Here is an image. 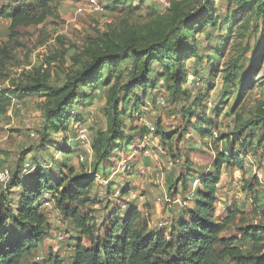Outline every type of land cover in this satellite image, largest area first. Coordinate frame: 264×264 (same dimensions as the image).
Masks as SVG:
<instances>
[{"label":"rangeland","instance_id":"obj_1","mask_svg":"<svg viewBox=\"0 0 264 264\" xmlns=\"http://www.w3.org/2000/svg\"><path fill=\"white\" fill-rule=\"evenodd\" d=\"M97 1L108 8L95 11L86 0H0V97L9 98L7 106L0 103V174L8 172L0 177L2 207L16 212L24 188L19 181L32 183L37 169L50 183L64 186L84 176L93 185L83 211L92 213L100 234L110 220L136 210L142 236H169L189 219L217 152L231 151L243 167H223L215 218L225 225L224 237L249 250V242L237 239L239 230H264V127L245 125L264 107L262 16L254 10L234 13L246 3L213 0L215 23L186 37L193 50L182 66L181 54L178 62L153 61L145 82L134 88L143 58L130 55L111 74L105 66L100 79L78 85L80 98L58 99L55 90L84 70L101 39L125 42L149 31L145 48L157 42L155 34L172 27L167 23L172 0ZM25 8L48 14L40 23L13 26V13ZM114 85L123 123L116 140L108 131ZM94 144L101 146L96 156ZM41 211L47 226L29 233L37 240L22 264H70L76 241L90 245L88 238L64 218L51 192H45ZM5 225L12 233L29 230Z\"/></svg>","mask_w":264,"mask_h":264},{"label":"trees","instance_id":"obj_2","mask_svg":"<svg viewBox=\"0 0 264 264\" xmlns=\"http://www.w3.org/2000/svg\"><path fill=\"white\" fill-rule=\"evenodd\" d=\"M190 1H171L168 8L171 19L167 23L172 27L165 35H162L164 31L155 34L157 42H151L145 48L144 44L152 39L151 36L148 37L149 31L144 37L138 39L129 37L125 42L115 41L113 36L101 39L99 52L92 53L91 61L86 64L84 70L77 73L62 88L55 90L58 99H64L66 96L80 98L77 94L78 85L87 86L89 80L100 79L101 71L105 66L111 74L118 67L119 60H126L130 55H136L140 60L143 58L142 72L137 76L138 81L133 85L134 88L145 82L148 67L153 61H177L181 54L182 60L177 62L178 66H182L184 59L193 50L186 45V37L192 32L204 30L209 23L211 25L215 23L211 13L213 0H201L198 4L189 6ZM183 2L186 4L183 5ZM233 2L246 3L235 8V14L242 15L254 10L256 14L262 16L264 26V0L260 2L233 0ZM109 4H113V1ZM104 8H108V5ZM47 14L46 11L33 14L32 9H21L13 13L12 25L37 24L42 22ZM170 38L173 42H170ZM234 69L235 67L230 72H234ZM178 77L182 79L181 75ZM177 80L180 82L179 78ZM111 91L113 100L108 101V131L110 138L116 140L120 136L123 123L119 118L121 112L115 85ZM0 103L3 107L7 106L9 98L2 95ZM66 106L63 105L62 109H66ZM62 118L64 111L55 117L54 122L60 125ZM245 125L253 129H262L264 107ZM245 125H241L234 135L235 138H241ZM93 150L96 156L101 146L94 144ZM223 167L241 169L242 159L231 151L217 152L212 162V169L202 176V190L198 193L197 203L188 210L189 219L180 224L177 234L175 230H171L169 236L163 233L142 236V232L136 228L138 216L136 210L128 211L123 218L116 217L115 220H110L108 229L100 234L92 213L83 211L93 180L89 177L77 176L65 186L62 184L63 181L52 184L41 176L40 169H37L32 183L22 184L19 181V185L24 188L18 197L20 207L16 212L8 206L3 208L0 201V264H22L24 256L30 252L37 240L29 233H41L47 226L45 214L41 211L45 192L52 193L54 204L64 218L90 242V245H85L80 240L76 241L70 264H224L226 261L235 264H264V230L261 227H245L239 230L237 239L250 243V249L247 251L235 244L236 238L222 235L225 225L223 221L215 218L214 201L217 182ZM6 221L16 224L19 228L26 226L25 228L29 230L23 234L9 232L5 225ZM54 264L62 263L55 261Z\"/></svg>","mask_w":264,"mask_h":264},{"label":"built area","instance_id":"obj_3","mask_svg":"<svg viewBox=\"0 0 264 264\" xmlns=\"http://www.w3.org/2000/svg\"><path fill=\"white\" fill-rule=\"evenodd\" d=\"M86 1L89 4V6H91V8L93 10H95V11H101V10L104 9V7L102 5H100L97 0H86ZM81 11H82V8L78 7L77 8V12H81ZM84 136L85 135L82 134V138H84ZM7 176H8V172L7 171H5L4 173L0 174V177H2L1 179L7 178Z\"/></svg>","mask_w":264,"mask_h":264}]
</instances>
